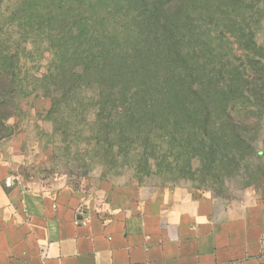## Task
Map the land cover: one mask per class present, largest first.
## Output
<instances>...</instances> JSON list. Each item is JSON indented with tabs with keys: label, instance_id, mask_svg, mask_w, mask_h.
<instances>
[{
	"label": "rangeland",
	"instance_id": "1",
	"mask_svg": "<svg viewBox=\"0 0 264 264\" xmlns=\"http://www.w3.org/2000/svg\"><path fill=\"white\" fill-rule=\"evenodd\" d=\"M84 1L0 2V72L15 81L0 125V163L11 181L75 199L83 215L104 222L191 200L220 211L264 199V0L174 5L189 8L180 18L189 57L174 59L180 115L172 128L140 112L147 101L134 91L112 96L108 58L99 65L89 47L82 55L74 28ZM84 67L100 74L98 84L79 77ZM196 90L234 104L241 119L247 109L242 141L201 133L188 114L206 104Z\"/></svg>",
	"mask_w": 264,
	"mask_h": 264
},
{
	"label": "crops",
	"instance_id": "2",
	"mask_svg": "<svg viewBox=\"0 0 264 264\" xmlns=\"http://www.w3.org/2000/svg\"><path fill=\"white\" fill-rule=\"evenodd\" d=\"M0 264H264V199L206 201L104 222L75 199L25 190L0 163Z\"/></svg>",
	"mask_w": 264,
	"mask_h": 264
},
{
	"label": "trees",
	"instance_id": "3",
	"mask_svg": "<svg viewBox=\"0 0 264 264\" xmlns=\"http://www.w3.org/2000/svg\"><path fill=\"white\" fill-rule=\"evenodd\" d=\"M108 1L114 7H109ZM180 2L181 0H98L99 5L92 6V3L84 1L80 3L79 22L74 28L78 34L75 38L84 50L82 55L90 56L87 52H91L94 54L92 57L98 59L99 65L100 61L109 59V72L105 71L108 75L107 84L113 91L117 90L116 93L110 90L112 94L121 99L120 93L123 91H134L136 99L145 98L147 101L140 112L170 128L180 115L175 101L181 75L176 73L174 59L175 56L184 60L189 57L186 56L180 36V18L186 15L189 8L173 10L174 5ZM197 2L205 0H193L192 4ZM245 15L252 17L251 11L246 9ZM188 28L191 32V26ZM84 47H89L87 52ZM84 68L79 77L98 84L100 74L96 76L95 71ZM103 72L101 75L104 76ZM14 84L12 75L0 72V125L11 113L9 107L5 106V101L7 96L11 97L15 93ZM196 94L204 98L206 104H201L188 114L200 120L201 133L204 136L224 138L226 134H237L233 137L242 141L238 134L244 132L246 123L251 122L247 109L244 110L245 118L241 119V115H236L240 112L234 104L218 103L205 91L196 90ZM118 114L123 115L121 111ZM136 115L137 113L133 116Z\"/></svg>",
	"mask_w": 264,
	"mask_h": 264
}]
</instances>
